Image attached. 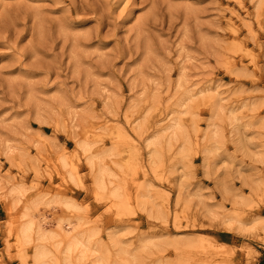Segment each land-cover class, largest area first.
<instances>
[{"label":"rangeland","instance_id":"rangeland-1","mask_svg":"<svg viewBox=\"0 0 264 264\" xmlns=\"http://www.w3.org/2000/svg\"><path fill=\"white\" fill-rule=\"evenodd\" d=\"M171 114L179 141L165 134L152 165L146 140ZM73 123L132 155L120 209L91 193ZM45 142L74 184L39 158ZM0 173L73 200L127 264H264V0H0ZM10 224L0 202V264H30Z\"/></svg>","mask_w":264,"mask_h":264},{"label":"bare ground","instance_id":"bare-ground-1","mask_svg":"<svg viewBox=\"0 0 264 264\" xmlns=\"http://www.w3.org/2000/svg\"><path fill=\"white\" fill-rule=\"evenodd\" d=\"M181 88L182 85L179 83V92H181ZM183 93L185 92H182V95H184ZM186 96L190 99L189 94L187 95L186 93L185 97ZM145 100L140 99L138 101L139 103L135 107L137 112L140 111L141 108L143 112V107L147 104ZM146 107L147 106H145V108ZM133 112L131 111V114ZM126 114L124 117H126ZM147 115L148 113L144 115L142 121H139L141 127L143 124H148ZM153 117L155 118V116ZM163 122L164 125L160 129L161 135L160 133L155 134L146 140L145 143L146 148L151 151L148 150L150 152V164L152 165H155L157 162L159 151L160 149L162 150L160 145L164 144L162 141L165 134L171 133V141L178 140L179 134L176 133L179 131L180 125L178 119L174 118L171 114L167 116ZM96 124L97 129V127L99 128V124ZM81 125L80 123L71 124L67 133L75 143V148L77 150L75 154H80L86 161L91 175L90 177H92L91 193L96 198L110 200L116 208L120 209V207H123L122 202L124 201L123 174L132 166V161L128 158L130 153H126V155L124 152L118 150L116 147L117 144L115 143V135H117V132H113L114 130L109 128V125L106 124L107 126H105L108 127V129L102 127L103 130L98 133L94 132L95 126L91 125L94 127L92 133L90 130L92 128L88 129V127ZM90 125L88 124L87 126ZM66 126L65 128H67ZM150 127L149 125V128ZM181 134L183 135L184 133L181 132ZM96 138L101 140L107 139L115 145H112L108 149L106 148V150L104 149L103 143H99ZM181 139H183V136ZM207 141L208 139L204 146H206ZM161 142L163 144H161ZM173 143H171V145ZM47 144L48 145L43 146L44 148L38 150L39 158L43 157L44 160L50 162L52 166H54L53 168L56 170L58 176L62 178V182L69 181L74 184L77 178L71 172V165L73 164L71 159L62 154L61 147L55 142ZM188 145L187 141L184 142V150H186ZM74 157L77 159L78 156ZM17 158L14 159V162L19 166L20 171L24 172L27 168H33V160L28 157H23L22 160L20 159L19 161ZM76 159L74 160L75 163L77 162ZM70 161L72 164H70ZM75 169L76 171L78 170L77 168ZM127 174L128 173H126V175ZM13 178L0 173V202L11 218V224L7 230L10 236H12L13 246L23 261L30 264H127V260L121 258V253L114 257L111 253L112 248L109 247L107 243L100 244L99 241H97L98 234L96 230L91 229L83 218L78 215L81 209L73 200L60 195H52L50 197L42 194L39 195V192L37 193L34 188L32 189V187H28ZM56 212H60V216L55 219L53 215H55ZM229 229L234 230V228ZM140 255L137 256L140 257Z\"/></svg>","mask_w":264,"mask_h":264}]
</instances>
